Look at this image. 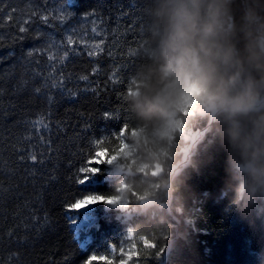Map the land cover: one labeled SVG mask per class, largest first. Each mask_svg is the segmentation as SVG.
Returning <instances> with one entry per match:
<instances>
[{"label": "trees", "instance_id": "16d2710c", "mask_svg": "<svg viewBox=\"0 0 264 264\" xmlns=\"http://www.w3.org/2000/svg\"><path fill=\"white\" fill-rule=\"evenodd\" d=\"M139 2L0 0V264H86L127 227L142 228L135 214L101 216L83 244L82 231L75 235L66 216L67 204L108 190L100 174L85 181L84 192L75 181L80 167L97 166L93 141L126 119L122 92L138 62ZM100 42L103 52L88 55ZM117 69L119 82L113 83ZM84 75L88 80L80 79ZM203 135L188 184L197 195L218 194L223 154L207 130ZM226 203H198L188 241L178 252L169 250L165 264H260L264 222L227 214Z\"/></svg>", "mask_w": 264, "mask_h": 264}, {"label": "clouds", "instance_id": "9594fccd", "mask_svg": "<svg viewBox=\"0 0 264 264\" xmlns=\"http://www.w3.org/2000/svg\"><path fill=\"white\" fill-rule=\"evenodd\" d=\"M138 62L122 92L126 119L94 150L105 159L107 209L135 214L104 264H159L190 237L196 205L264 222V0H140ZM193 126L223 154L218 194L192 192ZM191 140V143H185ZM191 150V151H190ZM192 201L190 204L189 201ZM264 264V252L258 254Z\"/></svg>", "mask_w": 264, "mask_h": 264}, {"label": "snow or ice", "instance_id": "6c2138e0", "mask_svg": "<svg viewBox=\"0 0 264 264\" xmlns=\"http://www.w3.org/2000/svg\"><path fill=\"white\" fill-rule=\"evenodd\" d=\"M2 7H0V11H2ZM63 18V17H61ZM9 19H11V16H9ZM41 19L46 23L48 20L47 16H42ZM25 23H27V21H25ZM19 31L21 33H24L27 31V29L24 26H21L19 28ZM37 35H41V33H37ZM23 38V37H21ZM0 39H3V37H0ZM68 43L71 44L72 40L69 39ZM102 42L100 43H96L92 45V50L89 51L88 55L90 56H98L101 52H103V48H102ZM135 54V50H130L129 55H133ZM29 56L32 55L31 52L28 53ZM68 56V53L65 52L64 56L61 57V59H64L65 57ZM53 57H50V59H52ZM93 73H96L99 71L98 67H94L92 69ZM118 72L119 70H113V73L110 77V79L113 81V83H118L119 82V78H118ZM88 76L84 75L81 76L80 79L81 80H88ZM36 91H39V89H36ZM105 118H107L109 116V113H104ZM106 139V137H104L103 139H97L95 141H93V145L95 148L98 149L99 145L101 143L104 142V140ZM94 156L97 158V163L100 164L101 166H104V162L105 159H101L100 155L98 154L97 151L94 150ZM30 159H32L33 161H35L37 159V157L35 155H31ZM103 167H95V166H83L80 167L78 169V175H77V179H76V184L78 185V187H80L81 191L84 192V184L85 181L89 180L90 177H92L93 175H99L100 172L102 171ZM108 202V198L105 195V193H95V192H91L88 195H84L81 199H77L74 203L71 204H67L66 205V216L68 221L70 222V226H71V230L73 231V233L75 235H77V233L79 232V224H78V219H79V213L80 210H82L85 206L90 205V204H95V203H107ZM71 213V214H68ZM102 260V257L99 256H95L92 255L88 258V260L86 261V264H92L93 260Z\"/></svg>", "mask_w": 264, "mask_h": 264}, {"label": "rangeland", "instance_id": "374dc122", "mask_svg": "<svg viewBox=\"0 0 264 264\" xmlns=\"http://www.w3.org/2000/svg\"><path fill=\"white\" fill-rule=\"evenodd\" d=\"M197 128L193 126L191 129H189L190 133L192 134V132ZM185 143H187V141ZM100 158L102 159L103 157H100ZM94 162L97 165L96 167H103L97 163V159ZM93 176H97V175H93ZM82 197L78 199H81ZM87 207H90V208L88 210H84ZM80 212L81 213H79L80 217L78 219V224H79V231H82V243L83 244H85L87 241H90L91 232L97 226L101 216H115L116 215L115 213H112L111 210L107 209L104 203H95V204L87 205L82 210H80ZM93 261H102V260L97 259Z\"/></svg>", "mask_w": 264, "mask_h": 264}, {"label": "bare ground", "instance_id": "6f19581e", "mask_svg": "<svg viewBox=\"0 0 264 264\" xmlns=\"http://www.w3.org/2000/svg\"><path fill=\"white\" fill-rule=\"evenodd\" d=\"M197 133H205V129L204 128H202V127H199V128H197V129H195L193 132H192V136H195ZM187 143H191V140H189V141H187ZM197 144V143H196ZM191 151V150H190ZM90 207H87V208H85L84 210H88ZM83 210V211H84ZM81 213V212H80ZM84 216V215H83ZM82 216V217H83ZM80 217V216H79Z\"/></svg>", "mask_w": 264, "mask_h": 264}, {"label": "water", "instance_id": "95a60500", "mask_svg": "<svg viewBox=\"0 0 264 264\" xmlns=\"http://www.w3.org/2000/svg\"><path fill=\"white\" fill-rule=\"evenodd\" d=\"M204 129H205V128H204ZM205 131H206V129H205ZM168 252H169V250L167 251V254H168ZM167 254H165L164 259H163V261H162V264H165V260H166V256H167Z\"/></svg>", "mask_w": 264, "mask_h": 264}]
</instances>
